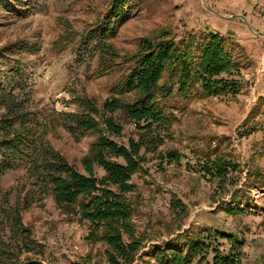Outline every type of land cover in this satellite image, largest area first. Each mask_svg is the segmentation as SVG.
Instances as JSON below:
<instances>
[{"label": "rangeland", "instance_id": "obj_1", "mask_svg": "<svg viewBox=\"0 0 264 264\" xmlns=\"http://www.w3.org/2000/svg\"><path fill=\"white\" fill-rule=\"evenodd\" d=\"M111 3L112 0H0L1 85L14 90L29 107L31 122L38 123L29 128L42 135L50 147L83 174L82 159L97 136L88 135L76 141L65 128L71 122L68 116L80 111L84 96L95 99L102 108L131 71L133 64H127V59L138 52L142 39L157 43L170 38L178 42L189 35L201 36L203 31L223 32L222 23L228 21L223 18L247 15L250 11L258 16L252 0H136L128 16L118 24L115 37L109 40L117 58L107 57L108 61L101 63L96 50L98 41L91 42L88 32L104 26ZM13 9L18 10L12 12ZM244 30L247 31L245 27ZM258 32L264 33V29L259 28ZM244 37L234 39L235 47L255 50L251 66L243 72L248 82H244L241 94L207 98L195 90L192 98L184 101L175 90L173 97L164 101L167 116L176 122L170 129L172 138L160 150L177 151L182 161L164 164L166 172L162 173L159 160L149 154L150 161L145 166L149 174L141 173L132 179L138 190L132 195L139 205L136 225L141 233L150 232L160 218H165L171 229L178 231L171 213V195L187 206L189 216L182 231L170 237L164 231L163 237L149 242L134 264H157L155 254L171 247L176 235L201 231L204 236L211 235L208 241L213 249L220 248L225 256L237 257V264H264V192L254 188L264 181V39H258L249 48L250 40ZM21 44L26 49L17 55L19 50L15 49ZM13 47L15 51L10 50ZM18 62L23 63L20 75L9 76L8 67ZM22 83L28 88L25 94H20L18 88ZM5 113L7 109L0 108V118ZM122 122L124 135L117 142L127 144L131 138L138 139L134 125ZM15 129L23 130L19 123ZM214 151L240 168L230 175L223 188L202 170L204 156ZM257 172L261 178H256ZM96 173L99 178L105 175L99 167ZM36 182L24 164L8 171L0 180L1 199L7 197L10 202L0 211V219H5L2 237L11 244L14 258L20 256L21 262L75 264L92 255L84 225L69 221L57 208L52 186L45 190V197ZM234 194L246 195L249 203L239 205L233 200ZM28 205V209L19 210L26 234L36 243L31 250L23 246L27 237L19 236L10 222L17 214L15 211H19L18 206ZM238 206L244 213L227 212ZM216 232L234 236L237 245L216 240ZM104 252L101 244L94 247L93 263L105 264ZM213 257L210 249L209 264Z\"/></svg>", "mask_w": 264, "mask_h": 264}, {"label": "trees", "instance_id": "obj_2", "mask_svg": "<svg viewBox=\"0 0 264 264\" xmlns=\"http://www.w3.org/2000/svg\"><path fill=\"white\" fill-rule=\"evenodd\" d=\"M135 2L112 0L104 26L88 32L91 42L98 41L96 50L101 55V63L107 62V57L117 58L116 50L109 40L115 37L118 24L128 16ZM17 10L13 9L12 12ZM203 32L205 34L201 33V36L189 35V38L178 42L168 37L166 41L157 43L142 39L138 52L127 59V64H133L131 71L116 86L114 95L104 102L101 109L95 99L89 96L81 99L80 111L68 116L71 122L65 128L76 141L88 135L97 136L81 162L85 174L50 147L42 135H36L29 128L31 124H38L31 122L27 113L29 107L25 106L23 99L14 90L2 87L0 79V108L7 109V113L0 118V180L8 171L24 164L26 170L36 178V186L43 196L46 195L47 187L52 186V197L57 208L70 218L69 221H77L87 229V241L91 244L92 255L97 245L101 244L105 248V264H134L149 242L163 237L164 231L169 237L182 231L189 216L187 206L171 195V213L176 218L178 231L172 230L165 218H160L150 232L141 233L136 225L139 205L132 195L138 190L132 179L141 173L149 174L145 169L150 161L149 154L159 160L162 173L166 172L164 164L182 161L179 152L164 153L160 150L165 141L172 138L170 129L176 122V119L171 120L167 116L164 101L172 98L175 90L184 101H189L195 90L207 98L228 94L236 97L243 91L244 82H248L243 72L252 64V51L245 47H235V38L230 35H222L217 31ZM23 45L15 49L19 50L17 55L25 51ZM21 64L13 63L8 67L7 74L20 75L23 70ZM103 66L107 67L106 64ZM18 88L20 94H25L28 89L24 83L18 85ZM122 120L134 125L138 139L131 138L127 144L117 142L124 135ZM17 123L22 127V132L15 129ZM204 158L206 163L202 170L211 174L221 188L227 186L232 173L240 170L238 165L216 151ZM97 167L105 172L102 178L97 176ZM255 175L257 179L261 178L258 172ZM254 188L264 192V181L255 184ZM233 200L239 205L250 201L246 195L238 194L233 195ZM9 203L8 198L1 199L0 194V211L5 210L3 206ZM19 206L18 210L21 211L29 208V205L23 208ZM20 210L15 211L17 214L10 222L19 236L27 237L23 246L31 250L36 243L26 234ZM227 212L234 215L244 213V210L238 206ZM4 223L5 219H0V264H42L21 262L20 256L14 258L11 244L4 242L2 237L1 228L5 226ZM204 233H179L175 240L170 241L171 247L157 251L156 263L193 264L197 260V264H209L208 254L211 249L214 254L212 264H237V257L225 256L220 248L213 249L208 241L211 235L207 237ZM214 236L216 240L231 241L233 246L238 242L234 236L218 232ZM177 245H183L184 248L176 249ZM92 255H87L75 264H101L100 261L93 263ZM96 256L100 258V255Z\"/></svg>", "mask_w": 264, "mask_h": 264}, {"label": "crops", "instance_id": "obj_3", "mask_svg": "<svg viewBox=\"0 0 264 264\" xmlns=\"http://www.w3.org/2000/svg\"><path fill=\"white\" fill-rule=\"evenodd\" d=\"M246 14L247 15H238V16L244 17L245 20L242 18H234V17L223 18V19L228 20V21H223V22H225V24L222 23V28H221L226 33H223L224 31L223 32L219 31V32L222 35H230L235 39H237V37H239V39H244L245 38L244 36H246L250 40V43L248 46H249V48H251V47H253V43L257 42L258 39H264V36L260 35V34H264V33L258 32L259 28L264 29V19L257 18L256 16H254L252 14V11H250L249 13H246ZM235 20H237V21H235ZM232 26H235V27L233 28ZM244 27L247 29L248 32L246 30H244ZM252 29H254V31L257 32V35L252 31ZM242 37H244V38H242ZM250 44H252V46ZM254 50L255 49L253 47L252 54L254 53ZM253 56H254V54H253ZM258 64H260V63H258ZM259 70L260 69H258V72H259ZM256 72H257V70H256ZM263 73H264V71H263ZM258 79L260 82L261 78L259 77ZM253 81L255 83L256 80L254 79Z\"/></svg>", "mask_w": 264, "mask_h": 264}, {"label": "built area", "instance_id": "obj_4", "mask_svg": "<svg viewBox=\"0 0 264 264\" xmlns=\"http://www.w3.org/2000/svg\"><path fill=\"white\" fill-rule=\"evenodd\" d=\"M252 3L255 5L254 10L256 11V13L258 15L256 17L257 18L264 17V2H262L261 0H252ZM262 19H264V18H262Z\"/></svg>", "mask_w": 264, "mask_h": 264}, {"label": "water", "instance_id": "obj_5", "mask_svg": "<svg viewBox=\"0 0 264 264\" xmlns=\"http://www.w3.org/2000/svg\"><path fill=\"white\" fill-rule=\"evenodd\" d=\"M234 18H242V19L245 20V18L242 17V16H235ZM252 31L257 35V32H255L254 29H252ZM260 35H261V36H264V34H260Z\"/></svg>", "mask_w": 264, "mask_h": 264}]
</instances>
